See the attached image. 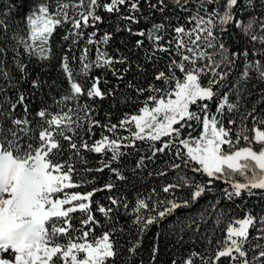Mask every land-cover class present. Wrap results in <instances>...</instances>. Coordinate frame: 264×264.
<instances>
[{
    "label": "snow or ice",
    "instance_id": "6c2138e0",
    "mask_svg": "<svg viewBox=\"0 0 264 264\" xmlns=\"http://www.w3.org/2000/svg\"><path fill=\"white\" fill-rule=\"evenodd\" d=\"M145 2L161 14V22L143 16L141 0H37L19 18L23 34L18 24L13 27V12L19 11L21 2L0 3V264H130L129 258L138 255L150 226L159 225L177 210L189 208L205 194L212 193L215 181L228 185L221 192L227 201L245 200L256 196L255 190H264V118L254 115L255 105L250 111L245 110L240 118L242 127L234 139L233 129L224 122L227 118V125L237 123L229 114L240 112L245 95L252 94L248 86L253 78L257 83H264V0ZM169 4L186 13L185 23L174 24L172 17L165 15ZM100 10L116 14L115 32L123 30L142 38L136 40L134 49H144L148 41L151 51L144 49L146 60H153L157 53L169 55L167 72L155 73V80L161 81V86L150 84L143 88L129 81L128 87L135 88L138 94L145 91L150 94L136 113H125L118 123L109 120L102 124L95 119V108L80 103L84 96L89 100H103L115 94L113 89L101 90L100 76L92 77L90 85L87 84L89 74L93 68H102L123 80L133 63L141 73L144 67L131 61L128 55L121 53L114 57L106 47H101L109 44L113 33L105 31L97 39L98 25L104 22L98 14ZM141 19L151 27L134 29L132 25L139 24ZM176 19L179 21L181 17ZM120 21L126 22L123 27ZM64 25L69 27L61 39L70 43L60 58L59 67L68 84L66 89L56 81L49 83L39 74L30 78L28 71L32 58L42 64L54 59L50 41ZM88 28L93 31L86 33ZM232 29L251 49L245 46L231 50L226 36L232 35ZM117 64L127 67L116 68ZM234 75V80L229 81ZM229 83L232 87L222 94L221 89ZM25 84L30 85L31 91H25ZM53 87L60 88L59 98L53 97L52 104L42 102L30 119L29 97L37 93L48 95L43 90ZM214 100L217 103L213 112L210 104ZM256 103H264V91ZM248 117L253 121L251 140L243 126ZM192 122L201 129L198 135H193ZM94 128L102 131L99 139L92 140ZM121 129L128 135H119ZM185 129L189 130L186 135ZM61 140L68 142L67 149H63ZM241 140L246 142L245 146H239ZM137 141L151 142V154L141 155L133 172L145 167V160L155 163L158 153L171 152L164 167L149 175L166 177L169 171L175 175L172 182L164 183L160 189L166 194L164 198H159L156 188L147 197L137 195L131 209L135 213L132 224L136 238L132 239L129 234L125 248L118 238L125 235L124 228L112 222L111 214L118 209L96 201V211L105 218L103 224L91 209L94 194L105 189L112 191L116 187L114 181L84 194L66 190L95 183V179L73 180L74 174L81 175L74 158L87 164L82 152L101 155L97 162L100 166L85 168L84 173L103 172L107 168L116 179L124 181L123 169L113 164H122L123 158L131 155L122 149H136ZM254 144L259 148L255 149ZM64 151L69 152L66 160ZM55 156L61 159L54 160ZM189 171L193 175H188ZM197 174L207 179L197 180ZM237 175L240 180L235 179ZM183 189H190L187 197L175 195ZM107 199L110 205L129 208L128 202L120 197ZM220 202L219 198L210 202L214 218L205 208L196 217L189 216L186 222L178 221L179 232L192 233L191 243L203 241L205 244L203 252L191 250L180 264H196L197 259L200 264H219L222 258L229 264H264V209L255 211L245 206L244 215L236 216L217 210ZM78 210L84 218L75 227L71 214ZM209 219L214 227L202 233L201 227ZM98 227L107 230L96 236ZM69 232L79 235L68 236ZM22 235L40 238L28 240L22 239ZM159 235L156 234L157 240ZM61 236L65 237L64 242L60 241ZM182 242L181 236L177 243ZM158 251L154 243L153 261ZM172 264H177V260Z\"/></svg>",
    "mask_w": 264,
    "mask_h": 264
},
{
    "label": "trees",
    "instance_id": "16d2710c",
    "mask_svg": "<svg viewBox=\"0 0 264 264\" xmlns=\"http://www.w3.org/2000/svg\"><path fill=\"white\" fill-rule=\"evenodd\" d=\"M10 0H0V3L7 5ZM21 2V7L19 11L13 12L14 23L13 27L15 28L18 24L20 29L22 30L23 34V23L22 18L25 12L29 8L30 3H35L37 0H19ZM151 3H155L156 0H150ZM167 2V0H166ZM141 9L143 16H149L150 19L155 20L156 22H161L163 17L159 12H155L151 10L148 6V3L145 0H141ZM124 9L122 8V12ZM102 17L104 22L99 24V32L97 34V39L100 38L104 34L105 31L112 32L113 36L107 46L106 50L109 52L111 56H119L121 53L128 55L131 58V61H136L143 65L144 72L141 73L137 68L135 63L132 64L131 70L124 75L123 80H118L116 76L112 75V72L109 70H105L102 68H93L91 73L89 74V78L87 79V84L90 85L91 78L100 76L102 77L101 83L99 87L102 91H107L108 89L114 90V95L106 97L105 99L101 100L96 98L95 100H89L87 96L81 98L80 103H88L93 108H95V119L101 121V123H108L109 120L112 123H118L120 119L123 118L125 113L133 114L136 113L139 107L143 106L142 102L148 97L150 94L149 92L145 91L142 95L138 94L135 88H129L128 83L131 81L137 87L147 88L150 84H155L156 86H161V81L155 80V73L159 70L167 72V64L169 62V55L168 53H157L156 57L148 61L145 59V51L147 49L149 52L151 51V46L148 41H145L144 49H134L133 46L137 39H142L141 37L134 36L129 34L127 31H120L115 32V25H116V14H108L105 13L103 10H100L99 13ZM165 15L172 17V23H185L183 17L186 13L180 11L179 8L175 7L172 4H169L168 10L165 12ZM179 16L181 19L177 21L176 17ZM126 22L120 21L121 27ZM69 27V25H64L63 29H57L54 33L53 37L51 38V50L54 54V59L50 62L40 63L35 58H32L31 61L28 63V71L31 73L30 78H34L37 74H39L42 78L52 83L56 81L61 88L66 89L68 87L67 81L64 79L63 73L60 71V58L64 52L67 51L70 41H63L61 37L64 35V31ZM134 29H148L151 27V24L146 22L145 20L141 19L139 24L132 25ZM93 31L92 28H88L87 32ZM169 31H171L169 29ZM227 43L231 46V50H236L237 48H243L245 46L251 49L250 44H246L243 38H240V34L236 32L235 29H232V35L226 36ZM83 41L81 42L82 46ZM77 46L76 54L79 55ZM93 49L92 57L94 58L95 46H91ZM116 49H119L120 52L117 53ZM132 49V51H129ZM116 68H124L127 65H115ZM42 68L44 69L42 71ZM240 69L237 70V73ZM177 75H180L177 70ZM235 75L229 77V81L234 80ZM104 81H107L105 83ZM255 85V87H253ZM118 86V87H117ZM232 87V84L229 83L227 88H222L221 93L228 91L229 88ZM249 90L251 91V95H245V102L242 103L241 109L239 113L229 114L233 119L237 121L235 125H227V118L224 119L225 126L231 127L233 129V139L235 138V133L240 130L242 125L240 124L241 114L245 110H251L252 107L255 105L256 112L254 115L260 118H264V103L257 104L256 102L260 98V94L264 91V83H257L255 78L249 84ZM25 91H31L30 85L25 84L23 85ZM44 93H50L45 95L43 93H37L36 96H30L28 100V104L30 107L31 116L29 117L32 119L35 116L37 109L42 105V102H47L48 104L53 103V97L59 98L60 96V88L53 87L52 89H44ZM217 101H213L210 104L211 111H215ZM194 108V106H193ZM55 111V108H53ZM21 111H17V115H20ZM110 114V115H109ZM193 123V135H198L200 132V127L196 126L195 122ZM244 127H246L247 131L246 134L249 136L250 140L254 133L251 131L253 127V121L251 117H248L244 121ZM264 130V127H262ZM93 131L95 132V136L92 137V140L99 139L102 129L101 128H94ZM189 130L185 129L184 134L186 135ZM107 135H111L110 133H105ZM119 135L126 136L128 132L124 130H119ZM87 139V137H85ZM162 139H167L164 137ZM89 141V143L92 142ZM33 143H37V141H33ZM151 142L148 141H137L136 142V149L128 148L122 149V151L130 152L131 155H128L123 158L122 164H113V167H121L123 169V175L126 177L124 181H120L116 179V177L106 168L103 172L91 171L88 173H84L83 170L85 168L96 169L100 165L97 163L101 159L100 154L96 153H89V152H82V155L86 158L87 164H82L79 162L78 158L75 159V167L81 171V175L78 177L74 174L73 180L74 182L79 180H93L95 179V183H89L86 186L68 189L69 193H81L84 194L88 191H91L93 188L102 187L105 183L109 182L110 180L115 182L116 187L112 191H108L105 189L104 191H98L94 194L91 198L93 203L91 205L92 213L97 220H100L101 223H104L105 218L102 214L96 211L97 205L96 201L100 202V204L107 206H111L113 209H118V211L113 212L111 215L113 216V223H117L118 226H123L125 235L123 237H119V242L127 248V240L129 238V234H131V238L135 239V226L132 224V220L134 219L135 213L131 212L132 207L135 204L137 199V195L140 194L141 198L147 197L148 194L152 191L153 188H156L157 192L159 193V198H164L166 194L160 191L162 185L164 183L172 182L174 179V173L172 171L168 172L166 177H160L158 175H149V172L155 173L160 168L164 167L165 162L170 160L171 152L167 154H157L155 158V163L145 160V167L135 169V164L141 155L148 156L150 155L149 145ZM61 144L63 149L68 148V142L61 140ZM246 142L241 140L239 146H245ZM160 146V143L157 142V147ZM255 149L259 148V145H253ZM139 149V151H137ZM174 151V149L172 150ZM167 152V150H166ZM69 152H63V159H67ZM111 155L110 153L108 154ZM54 160H60V156L53 157ZM188 175H193L190 171ZM197 180H206V177L196 175ZM236 180H240L241 177L239 175L235 176ZM214 191L212 193L205 194L202 198L198 200L197 203L193 204L189 208H182L176 211V213L168 218L162 220L159 225H152L149 227L147 232L145 233L142 241V245L138 250V255L130 257V264H172L173 260H177V264H180L181 259L185 258L187 254L191 250H195L197 252H203L205 244L203 241H199L196 244H193L189 241V236L192 234L190 231H185L183 233L178 231L177 224L179 222H186L188 217H196L200 212H202L205 208L209 209V214H211L214 218V213H212V209L210 208V202L214 203L217 198L220 199V204L217 206V210H223L228 212L230 215L236 216H243L244 211L243 209L247 206L249 209H253L255 211H259L264 209V190H255L257 192L256 196L247 197L245 200L236 199L235 201H227L225 200L222 195V189L228 187L223 181H215L214 184L211 186ZM190 189H183L178 190L175 195L176 196H184L187 197L189 195ZM109 196L113 197H120L122 201L126 200L129 204L128 209H124L120 205H110V201L107 199ZM62 198V196L60 197ZM172 198V197H169ZM76 202H73L75 204ZM239 205V207H237ZM68 207V206H65ZM73 219L71 223L75 227H79L80 218H84V214L81 213L79 210L71 214ZM111 227V224L108 225ZM214 227L212 219H209L206 225H202L201 232L209 231ZM106 227H98L95 229V235L99 236L103 231H106ZM159 233V239H156V234ZM68 236L79 235V233L69 232ZM199 235V234H197ZM183 237L182 243H177V239L179 237ZM92 237H89L91 240ZM65 237L61 236L60 241L64 242ZM158 246V253L156 259L153 261L151 258V248L153 244ZM207 256V253L205 254ZM196 264H200V261L197 259ZM219 264H229L227 259L222 258Z\"/></svg>",
    "mask_w": 264,
    "mask_h": 264
},
{
    "label": "clouds",
    "instance_id": "9594fccd",
    "mask_svg": "<svg viewBox=\"0 0 264 264\" xmlns=\"http://www.w3.org/2000/svg\"><path fill=\"white\" fill-rule=\"evenodd\" d=\"M39 238L40 237L35 236V235H31V236H28V237H23V235H22V239L34 240V239H39Z\"/></svg>",
    "mask_w": 264,
    "mask_h": 264
}]
</instances>
